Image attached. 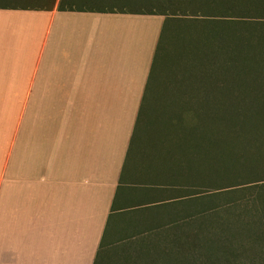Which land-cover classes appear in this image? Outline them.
<instances>
[{"label": "crops", "instance_id": "crops-1", "mask_svg": "<svg viewBox=\"0 0 264 264\" xmlns=\"http://www.w3.org/2000/svg\"><path fill=\"white\" fill-rule=\"evenodd\" d=\"M74 1L0 0V264H95L142 206L132 142L167 16Z\"/></svg>", "mask_w": 264, "mask_h": 264}, {"label": "rangeland", "instance_id": "rangeland-1", "mask_svg": "<svg viewBox=\"0 0 264 264\" xmlns=\"http://www.w3.org/2000/svg\"><path fill=\"white\" fill-rule=\"evenodd\" d=\"M73 3L167 16L132 147L142 206L112 215L96 264H264V128L235 129L241 107L264 103V0Z\"/></svg>", "mask_w": 264, "mask_h": 264}, {"label": "trees", "instance_id": "trees-1", "mask_svg": "<svg viewBox=\"0 0 264 264\" xmlns=\"http://www.w3.org/2000/svg\"><path fill=\"white\" fill-rule=\"evenodd\" d=\"M158 51H159V46H158V49H157V52H156V60L154 61V66H153V68H152V71H151V74H150V78H149V81H148V85H147V87H146V94H147V92H148V90H149V87H150V82H151V78H152V73H153V70H154V67H155V64H156V61H157V55H158ZM235 103H233V105H234ZM254 105H251L252 107H245V108H242L241 107V110H239L238 109V107H239V104H238V106L236 105V107H237V109L240 111V112H242V114L241 113H239V112H237V113H239V116H240V123L238 124V125H235V129L238 127H240V129L241 128H245L246 127V125H250V126H252V129H253V131H255V133H257V131H256V128H255V122L258 124V126H260L261 124H262V127L264 128V117H260V119H254V122H250L249 120H248V116H251L252 114H250V113H248V112H252L253 113V115H256L257 117L259 116V114H263V116H264V103H259V102H257V103H253ZM143 105V104H142ZM233 107V106H232ZM236 110V109H235ZM140 111H141V109H140ZM246 111V112H245ZM241 114V115H240ZM241 117H243V118H241ZM140 118V114H139V117H138V122H139V119ZM257 137H264V134H262V136L260 135V136H258V133L257 134H255V135H253V138H257ZM134 138H135V135H134ZM134 138H133V141H134ZM133 143V142H132ZM260 156V158H263L264 159V153H262V154H260L259 155ZM236 160V159H235ZM237 163V162H236ZM152 188V187H151ZM161 202V201H160ZM142 210V209H141ZM161 228V227H160ZM163 228V227H162ZM186 234V233H185ZM192 235H194L193 236V238L195 237V236H198L199 237V235L198 234H196V233H193V234H191V237H192ZM185 237H186V235H185ZM184 239H186V238H181L180 240H177L176 239V243H175V248H176V245H177V243L179 242V241H181V240H183L184 241ZM199 239H200V237L198 238V240H196V242L197 241H199ZM183 241H181V242H183ZM195 242V243H196ZM103 245V244H102ZM101 248H102V246L100 247V251H101ZM178 249V248H177ZM191 249H193L192 247H191ZM182 250V249H181ZM198 250V249H197ZM100 253V252H99ZM200 254V253H199ZM193 255H195V254H193ZM98 256H99V254H98ZM190 257H191V255H189ZM195 256H197V255H195ZM97 259H98V257H97ZM97 259H96V261H97ZM191 259L194 261H191ZM191 259H188V260H186V261H183L182 260V264H198L200 261H197V260H200V258L199 257H193V258H191ZM235 259V258H234ZM193 262V263H192ZM239 261L237 260V261H235V260H233V261H230V260H228L227 261V263H238ZM225 263V262H224ZM224 263H217V262H214V261H206V262H204L203 264H224ZM95 264H96V262H95ZM226 264V263H225Z\"/></svg>", "mask_w": 264, "mask_h": 264}]
</instances>
